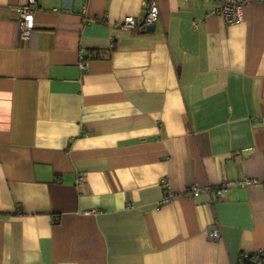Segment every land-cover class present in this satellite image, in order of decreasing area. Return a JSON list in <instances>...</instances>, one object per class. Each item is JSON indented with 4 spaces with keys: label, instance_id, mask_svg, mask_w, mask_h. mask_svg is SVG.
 Here are the masks:
<instances>
[{
    "label": "crops",
    "instance_id": "crops-1",
    "mask_svg": "<svg viewBox=\"0 0 264 264\" xmlns=\"http://www.w3.org/2000/svg\"><path fill=\"white\" fill-rule=\"evenodd\" d=\"M26 1L0 0V264H264V6L157 0L144 31L146 0H36L21 41Z\"/></svg>",
    "mask_w": 264,
    "mask_h": 264
},
{
    "label": "built area",
    "instance_id": "built-area-1",
    "mask_svg": "<svg viewBox=\"0 0 264 264\" xmlns=\"http://www.w3.org/2000/svg\"><path fill=\"white\" fill-rule=\"evenodd\" d=\"M217 3V5L211 9V13L216 15L224 22L228 24H234L240 22L242 20L243 8L245 5L250 3H259L264 6V0H213ZM37 2L36 0H27L26 2L18 5L16 7V12L18 14V39L21 41H26L30 38L32 30L35 26V11L37 10ZM158 18V7L157 0H146L144 2V14L140 17V20L137 21L134 16L127 15L123 18L121 22V27L126 30L132 29H144L148 25H152ZM87 59L80 53V61L79 66L82 69L86 68ZM254 181L251 179L239 181V185H249ZM231 183V182H229ZM224 184L220 185L216 192L219 196H222L225 191ZM191 194L196 196L199 194V190L197 187H191ZM210 235L213 238H217L219 236L216 230H212Z\"/></svg>",
    "mask_w": 264,
    "mask_h": 264
},
{
    "label": "trees",
    "instance_id": "trees-1",
    "mask_svg": "<svg viewBox=\"0 0 264 264\" xmlns=\"http://www.w3.org/2000/svg\"><path fill=\"white\" fill-rule=\"evenodd\" d=\"M93 55V57L94 58H97V57H99V56H101L100 54H98V53H94V54H92ZM252 255L253 256H258V259H261V261L260 262H263V260H264V255L262 254V253H260V252H249V253H246L245 254V256L244 255H241L240 257L241 258H243V257H245V258H243L244 259V262H247V263H253L254 261H257V260H251L252 259ZM249 259V260H248ZM255 263V262H254ZM255 264H257V263H255Z\"/></svg>",
    "mask_w": 264,
    "mask_h": 264
},
{
    "label": "water",
    "instance_id": "water-1",
    "mask_svg": "<svg viewBox=\"0 0 264 264\" xmlns=\"http://www.w3.org/2000/svg\"><path fill=\"white\" fill-rule=\"evenodd\" d=\"M67 2H69L70 0H66ZM153 29V25H148L144 31H150Z\"/></svg>",
    "mask_w": 264,
    "mask_h": 264
},
{
    "label": "rangeland",
    "instance_id": "rangeland-1",
    "mask_svg": "<svg viewBox=\"0 0 264 264\" xmlns=\"http://www.w3.org/2000/svg\"><path fill=\"white\" fill-rule=\"evenodd\" d=\"M225 188H226V186H225Z\"/></svg>",
    "mask_w": 264,
    "mask_h": 264
}]
</instances>
